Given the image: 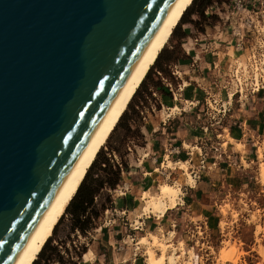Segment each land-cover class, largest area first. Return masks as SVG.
<instances>
[{
	"label": "water",
	"instance_id": "water-1",
	"mask_svg": "<svg viewBox=\"0 0 264 264\" xmlns=\"http://www.w3.org/2000/svg\"><path fill=\"white\" fill-rule=\"evenodd\" d=\"M174 0H0V264H13Z\"/></svg>",
	"mask_w": 264,
	"mask_h": 264
},
{
	"label": "crops",
	"instance_id": "crops-1",
	"mask_svg": "<svg viewBox=\"0 0 264 264\" xmlns=\"http://www.w3.org/2000/svg\"><path fill=\"white\" fill-rule=\"evenodd\" d=\"M213 2L214 5L225 3L220 0ZM189 8V19L184 22ZM196 9L197 4L191 3L169 38L176 45L170 51L180 53L173 54V58L168 60L162 58L163 52L167 50L164 49L159 53L157 63L153 64L156 74L168 71L173 74L177 84L184 83L188 86L184 93L185 100L192 99L195 93L202 94L199 99V94H196L194 106L199 100H203V90L215 83L230 56L238 55L230 46L228 38L220 34L223 41H212L216 51H199L193 43L191 27L199 21L206 25L205 21L208 19L205 10L204 17H201ZM208 18L212 20V24L209 28L202 25L200 30L212 27L211 33H218L221 22L213 15ZM178 26L182 27V31L175 35ZM140 86L129 104L139 94ZM155 93L153 87H148L145 99L138 98L137 104H132L136 109V118L126 117V125L131 130L136 129L139 135L136 141H131V145L127 144L123 162L118 163L121 169L118 182L114 188H109L110 207L104 208L101 214L104 218L116 214L121 222L114 228L105 227L102 233H97L100 227L92 229L98 238L92 236L96 240L94 246H91L92 258L88 261L84 259L88 251L85 246V251L75 264H143L140 256L132 258L133 250L125 238L126 233L133 232L137 237L141 230L155 232L163 228L172 232L176 240L187 242L188 233L194 224L201 225L210 233L217 230L219 217L215 202L220 199L222 188L226 192L235 188H247L250 194L260 188L258 177L253 171L257 144L264 141V95L257 96L238 108L235 105L232 116L237 120L230 119L228 124H223L220 128L212 126L205 132L202 127L206 119L197 120L198 107H181L180 111L166 112L151 104L148 106L147 100ZM125 115L126 110L122 117ZM238 144L242 146L240 149L236 147ZM111 151L115 152L113 149ZM107 155L110 156L109 152ZM185 174H192L191 183ZM162 181L176 182L181 186L177 204L160 217L152 213L142 214L141 194H156ZM122 241L127 246L119 250L118 245Z\"/></svg>",
	"mask_w": 264,
	"mask_h": 264
},
{
	"label": "rangeland",
	"instance_id": "rangeland-1",
	"mask_svg": "<svg viewBox=\"0 0 264 264\" xmlns=\"http://www.w3.org/2000/svg\"><path fill=\"white\" fill-rule=\"evenodd\" d=\"M220 1L228 3L230 0H220ZM197 3L198 2L196 0V4ZM220 4H215V5H220ZM212 6H214V4ZM212 6H209L207 7L208 9L207 8L205 9L208 19L207 21H205L206 25L203 23V21H199L197 25H192L191 27L192 28L191 36H193V43L198 48L199 45L195 41V39H200L201 34L206 36L211 41L213 40L220 41L221 36L227 37L226 34L221 33V29H223L222 21L220 20L218 14L214 13ZM190 11L191 9L184 16V22L189 19ZM212 15L216 16V19L219 20V22H221L220 24L221 28L217 29L218 33H211L210 30L212 27L207 30L204 29V31L206 30V32L200 30V28H202V25H204V27L205 26H207L208 28L210 27V24H212V20L208 18V16L212 17ZM181 29L182 27L178 26V28L175 30V35L179 34L182 31ZM172 41H173L172 39H169L168 40L169 43L168 44L166 43V45L164 46L165 48L163 47V49L161 50L163 51L164 49H167L163 52L162 58H165L170 55L174 56L180 53L178 51V53L176 54L175 50H173L175 52L171 53L170 49L176 46ZM213 47L214 46H212V48ZM199 51L201 52V50ZM210 52L212 53L213 51ZM201 53H207V52H201ZM232 57L233 56H230L227 65L219 72L217 78L215 79V83L211 84L210 86H208L206 89L203 90L204 93L203 100H199L200 102L195 106L193 103H196V100L199 99V97H201L202 94L195 93L192 99L189 98L185 100L184 93L186 92L188 86H185L184 83L177 84L173 74H171L168 71L161 74H156V72L154 71V65L151 66L142 84H140L141 86H140V91L138 92L139 94L137 95V97L134 98L132 104L133 103L137 104L138 98L140 100H143L146 94V89L148 87H153L156 93L151 95L152 97H150L149 100H147L148 106L151 104L155 108L158 107L162 110H165L166 112L180 111L182 109L181 107H185V109H187L188 106L198 107L196 109V113L198 114L197 120L206 119L202 127V129L205 132L208 131V128H212V126L220 128L223 124H228L230 119L237 120V118H234L232 116L233 115L232 109L235 105H237L238 108L247 102H251L253 98L260 95H264V90H260L258 93H252V94L250 93L249 95H247L246 98L242 97L240 99L241 101H236L234 99L230 107V111L226 112L224 116L221 117L220 113L217 115L213 114L211 108H209L205 104V100L207 99L208 94H211L215 98H221L222 95L225 94V91H223L225 89H222V85L220 84L221 81L225 79L223 73L225 72V69L228 67V64L231 61ZM196 94H199L198 98L195 97ZM132 104H128L127 106L128 110L126 109L127 115L123 116L120 122L118 121L119 122L118 127L115 126L116 127L114 128L115 130H113V132L110 134L104 146L98 152L94 160L95 161L94 164L92 163V165L88 169L83 179L84 182L82 181L83 182L82 185L84 187L91 184L92 180L97 176L105 177V179H108L109 177L112 178L111 174L107 175L100 170L101 167L100 162L103 160L105 156H109L107 155V153L111 149H114L116 152H114L115 154L112 152L111 155L114 162L117 164L122 163L123 157L125 156L127 151L126 150L127 144L131 145L133 141H136V138L139 135L137 130L134 129L132 131L131 130L128 131L126 129V121H127L126 117L136 118L135 117L136 109L133 107ZM211 107L217 110L219 109L218 106H216V104L212 105ZM236 147L240 149L242 146L238 144ZM257 147L255 153V161H254L255 168L254 171L253 170L252 171L255 172L254 175L258 177L257 183L258 185H260L259 186L260 188L257 191H254L252 194H250L249 191H247V188H239V189L235 188V189H231L229 192H226V190L222 188L221 189L222 193L220 194L221 197L215 202L216 213L219 217L217 230L215 232L210 233L207 229L203 228L201 225L194 224V226H192L191 228V231L188 233L189 239L187 242L176 240L172 232L167 231L163 228L158 229L155 232L141 230L140 233L137 234V239L139 240L140 237L144 236L147 239V241L150 242V240L152 239L151 234H153L155 235V237L158 239L159 242L162 241L164 244H171L172 246L166 249L165 256L173 252L172 248H176L174 250V256H179V257L176 258L175 264H190L191 262L189 261V257L190 255H192L191 254L192 251L193 252L199 251L201 242H205L203 244V248H205L206 247L205 244L208 243L210 244V246L213 247L215 252L213 263H208V264H222V263L223 264H264V183L261 176L262 169H264V141L259 142L257 144ZM242 163L245 164V161L243 159H242ZM167 165H170V163H167ZM191 175L190 174L186 175L187 179L188 176L190 177L188 179L189 183L192 182ZM163 182L165 181H162L160 184H162ZM167 183L172 185L176 184L175 186H178L181 189L179 183L176 182L173 183L170 181ZM109 190L110 189L108 187L103 188L102 190H100L99 194L95 197L94 211L98 212V216L97 217L92 216L90 222H88V224L86 223V228L84 233H81L77 229L71 228L70 216L66 213V211L64 212V214L61 216L58 223L56 224L52 236L48 238V240L46 241L47 246L45 248V256L49 255L51 251L50 248L53 245H57L61 251L62 261L54 262L52 264H69L70 261L77 260L76 253H78L79 250L85 246H87V250H92L91 246H94V241H96L95 239H98L96 236V232L92 231V229L100 227L98 228L97 233H102L103 230H105V227L114 228L115 225L121 222L117 218L118 216H116V214H113V216H108L106 218H104L103 215H101L104 212L103 208L110 207ZM180 195H181V190L179 196ZM100 218H102V220ZM92 236L95 237V239L92 238ZM138 246L139 248L137 249L138 253L136 254V256H140V260L143 262V264H148L146 261L147 260L146 249L148 247L151 250H153L156 256L160 255V251L157 245L151 246L148 243V245L139 244ZM188 248H190L191 250L188 251ZM219 255H221L223 259H220ZM37 258L35 261L38 260ZM90 258H92V255ZM90 258H88L87 254L84 256V259L85 260L87 259V261ZM226 258H230L231 260L230 259L228 260ZM186 260L187 262H185ZM39 264H43V262L41 261Z\"/></svg>",
	"mask_w": 264,
	"mask_h": 264
},
{
	"label": "bare ground",
	"instance_id": "bare-ground-1",
	"mask_svg": "<svg viewBox=\"0 0 264 264\" xmlns=\"http://www.w3.org/2000/svg\"><path fill=\"white\" fill-rule=\"evenodd\" d=\"M192 1L193 0H174L139 60L135 64L126 81L122 85L121 89L117 93L116 97L87 141L86 145L82 149L78 158L54 194L50 203L46 207L13 264H33V262L36 260L44 244L48 238L52 236L54 227L64 214L66 207L83 181L98 152L101 150L110 134L113 132L115 126L127 109L128 104L132 100L140 84L145 79L151 66L155 63L159 53L168 42L174 28L177 26L180 19L182 18V15L191 5ZM261 176L264 183V169H262ZM189 178L190 177L188 176V179ZM175 185L163 182L158 186V191L156 194L143 192V194H141V200L143 202L141 205L142 214L152 213L160 217L167 209L173 208L177 204L181 190ZM135 223L137 224V222ZM151 238L150 242H148L147 239L142 236L136 243L137 245H148L149 243L151 246H158L160 255L157 256L149 247L147 248L148 250L146 249L147 263L175 264L176 258L179 257L174 256V250L176 248H172L173 252L165 256L166 249L172 245L164 244L162 241L159 242L153 234H151ZM190 248H188V251L191 250ZM91 255V250H88V258H90ZM219 257L220 259H223L221 255H219ZM226 259L229 260L230 258ZM187 260L185 262H187Z\"/></svg>",
	"mask_w": 264,
	"mask_h": 264
},
{
	"label": "built area",
	"instance_id": "built-area-1",
	"mask_svg": "<svg viewBox=\"0 0 264 264\" xmlns=\"http://www.w3.org/2000/svg\"><path fill=\"white\" fill-rule=\"evenodd\" d=\"M212 9L222 21L221 33L227 35L230 46L238 54L232 57L225 72L223 71L225 79L220 85L225 89V94L221 98L208 94L205 100L213 114L220 113L222 117L230 111L234 99L241 101L242 97L246 98L250 93L264 90V0H230L228 3L212 6ZM195 41L201 52L216 51V47L212 48V41L202 34ZM214 104L218 106V110L211 107ZM125 238L131 245L134 258L139 248L136 244L138 239L133 232L126 233ZM204 243L201 242L199 251H192L189 257L192 264L213 263L214 249L208 243L203 248ZM124 244L126 242L122 241L118 249L123 250L127 246Z\"/></svg>",
	"mask_w": 264,
	"mask_h": 264
},
{
	"label": "trees",
	"instance_id": "trees-1",
	"mask_svg": "<svg viewBox=\"0 0 264 264\" xmlns=\"http://www.w3.org/2000/svg\"><path fill=\"white\" fill-rule=\"evenodd\" d=\"M214 0H199L197 3L196 12L201 16L204 17V10L212 5ZM196 0L192 1V4H195ZM172 53V52H171ZM166 59H171L173 56H167ZM157 63V59L155 61ZM164 73V71H161ZM122 118V116H121ZM120 118V119H121ZM126 129L130 131V127L126 125ZM132 131V130H131ZM113 151H115L113 149ZM116 152V151H115ZM110 156H105L103 160L100 162L101 167L100 170L105 174H111L112 178L105 179V177L97 176L92 180V183L84 187L81 185L78 187L76 193L74 194L73 198L69 202L68 206L66 207L65 211L70 216L71 221V228L77 229L81 233L85 232L86 223L90 222L92 216L97 217L98 212L94 211L95 204L94 199L99 194L100 190L103 188H114L118 182L119 176L121 174L120 165L115 163L112 158V151H109ZM95 161H93L94 164ZM104 209V208H103ZM55 228V227H54ZM54 230V229H53ZM47 243L44 244L43 248L41 249L40 253L38 254V260L34 261L33 264H39L41 261L43 264H52L54 262L62 261L61 251L57 245H53L50 249L49 255L45 256V248ZM85 251V247L79 250L76 253L77 259L82 256V253ZM41 259V260H40ZM77 260L70 261L69 264H75Z\"/></svg>",
	"mask_w": 264,
	"mask_h": 264
}]
</instances>
